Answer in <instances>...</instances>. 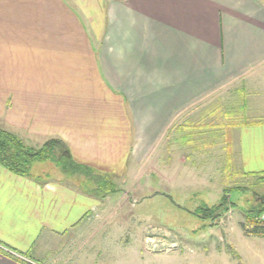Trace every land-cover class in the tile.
<instances>
[{"label": "crops", "instance_id": "0c3cea01", "mask_svg": "<svg viewBox=\"0 0 264 264\" xmlns=\"http://www.w3.org/2000/svg\"><path fill=\"white\" fill-rule=\"evenodd\" d=\"M228 94L248 116L231 127L234 167L260 176L264 0H0V125L35 147L62 139L99 175H142ZM52 174L0 164V264H93L82 230L105 199Z\"/></svg>", "mask_w": 264, "mask_h": 264}, {"label": "rangeland", "instance_id": "374dc122", "mask_svg": "<svg viewBox=\"0 0 264 264\" xmlns=\"http://www.w3.org/2000/svg\"><path fill=\"white\" fill-rule=\"evenodd\" d=\"M206 106L196 113L205 119L191 122L198 123L180 144L163 145L142 175L88 184L105 199L82 230L95 235L93 264H264V238L243 230L247 211L264 198V175L242 176L229 151L232 125L248 117L243 95L209 97ZM60 171L46 161L34 163L31 173ZM205 208H215L212 216L204 217ZM83 243H70L66 252ZM70 257L54 256L53 263L68 264Z\"/></svg>", "mask_w": 264, "mask_h": 264}, {"label": "trees", "instance_id": "16d2710c", "mask_svg": "<svg viewBox=\"0 0 264 264\" xmlns=\"http://www.w3.org/2000/svg\"><path fill=\"white\" fill-rule=\"evenodd\" d=\"M46 161L53 162L67 177L83 176L100 186L99 180L103 176L95 172L92 167L77 162L69 146L62 139L50 138L41 146L35 147L28 145L16 133L0 125V164L2 166L15 174L30 176L34 163ZM263 175L260 174V177ZM109 184L112 185L110 179ZM214 210L215 208H205L206 216L204 217L212 216ZM262 213H264V198H261L260 202L246 213V220L250 227L245 225L243 230L247 235L264 236V222L256 219ZM7 254L20 264H30Z\"/></svg>", "mask_w": 264, "mask_h": 264}, {"label": "built area", "instance_id": "2783aa9c", "mask_svg": "<svg viewBox=\"0 0 264 264\" xmlns=\"http://www.w3.org/2000/svg\"><path fill=\"white\" fill-rule=\"evenodd\" d=\"M256 219L260 222H264V213L260 214L259 216L256 217ZM30 263V262H29ZM32 264V263H30Z\"/></svg>", "mask_w": 264, "mask_h": 264}]
</instances>
